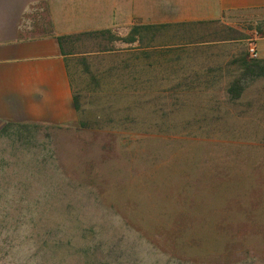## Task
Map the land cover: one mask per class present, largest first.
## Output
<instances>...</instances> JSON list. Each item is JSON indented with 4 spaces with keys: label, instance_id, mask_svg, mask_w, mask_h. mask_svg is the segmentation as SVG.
Here are the masks:
<instances>
[{
    "label": "rangeland",
    "instance_id": "obj_1",
    "mask_svg": "<svg viewBox=\"0 0 264 264\" xmlns=\"http://www.w3.org/2000/svg\"><path fill=\"white\" fill-rule=\"evenodd\" d=\"M263 41L168 0L67 37L77 121L0 136V264H264Z\"/></svg>",
    "mask_w": 264,
    "mask_h": 264
},
{
    "label": "crops",
    "instance_id": "obj_2",
    "mask_svg": "<svg viewBox=\"0 0 264 264\" xmlns=\"http://www.w3.org/2000/svg\"><path fill=\"white\" fill-rule=\"evenodd\" d=\"M142 3L150 0H0V136L74 124L78 113L66 38L133 26ZM258 10H264V0H168V21L217 20ZM261 47L264 57V41Z\"/></svg>",
    "mask_w": 264,
    "mask_h": 264
},
{
    "label": "trees",
    "instance_id": "obj_3",
    "mask_svg": "<svg viewBox=\"0 0 264 264\" xmlns=\"http://www.w3.org/2000/svg\"><path fill=\"white\" fill-rule=\"evenodd\" d=\"M69 37V36H68ZM64 37H60V40H63ZM263 63V64H262ZM253 65H255L254 67H256V69H258V71H255L252 69V72H257L256 76L260 77V76H264V62H256ZM251 65V66H253ZM230 92L233 94L234 92H236L235 90H230ZM236 94V93H235ZM239 95V93H237L234 97H237ZM76 104V108L78 109L77 103L75 101Z\"/></svg>",
    "mask_w": 264,
    "mask_h": 264
},
{
    "label": "built area",
    "instance_id": "obj_4",
    "mask_svg": "<svg viewBox=\"0 0 264 264\" xmlns=\"http://www.w3.org/2000/svg\"><path fill=\"white\" fill-rule=\"evenodd\" d=\"M249 51H250V55L252 56V57H258L259 56V52H258V50H257V46H255V45H252L251 47H250V49H249Z\"/></svg>",
    "mask_w": 264,
    "mask_h": 264
}]
</instances>
